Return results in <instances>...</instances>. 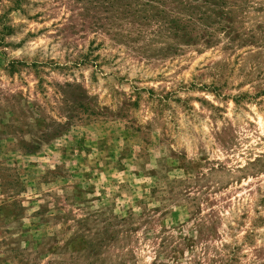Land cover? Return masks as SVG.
<instances>
[{
	"label": "rangeland",
	"instance_id": "1",
	"mask_svg": "<svg viewBox=\"0 0 264 264\" xmlns=\"http://www.w3.org/2000/svg\"><path fill=\"white\" fill-rule=\"evenodd\" d=\"M0 264H264V0H0Z\"/></svg>",
	"mask_w": 264,
	"mask_h": 264
}]
</instances>
